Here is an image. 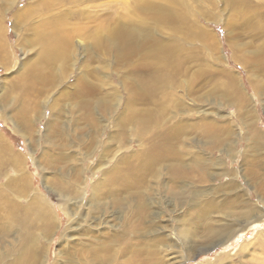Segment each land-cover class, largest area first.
<instances>
[{
    "label": "rangeland",
    "instance_id": "374dc122",
    "mask_svg": "<svg viewBox=\"0 0 264 264\" xmlns=\"http://www.w3.org/2000/svg\"><path fill=\"white\" fill-rule=\"evenodd\" d=\"M198 189L259 221L177 264H264V0H0V207L55 220L42 264L69 226L115 232L119 254L202 232ZM20 233L0 227V264Z\"/></svg>",
    "mask_w": 264,
    "mask_h": 264
},
{
    "label": "bare ground",
    "instance_id": "6f19581e",
    "mask_svg": "<svg viewBox=\"0 0 264 264\" xmlns=\"http://www.w3.org/2000/svg\"><path fill=\"white\" fill-rule=\"evenodd\" d=\"M20 186L26 189L27 181L22 179ZM202 195H204L203 189H198L195 192L194 210L191 217L193 220L192 222H195V225L196 221L198 220L203 226V230L201 229L202 232L191 227H186V225L183 227V229L180 228V230H177V233L175 234L176 237H174L173 234H170V232L169 234L164 232L165 234L163 237H160L161 235H157V237L151 235L146 241L140 242V245L135 244L136 246H134L132 249H130L131 245H129L128 248H125L126 250L122 249V253L119 254L117 251L120 250L115 251V232H109L114 234L111 237H109L107 234H103V232H96V234L86 232L81 235V233L77 231L79 229L71 230L69 226V228H66L63 233V241L65 240V243H67L70 241V238L73 240H78L80 243H83L80 244V247L81 245H84V248H77L75 245H73L74 241L71 242L72 244L69 242L68 246L65 245V243L61 244L62 246L61 248L59 247V251L56 255L57 259L53 261L52 264H177L179 261L183 260L185 256L189 257L196 253L198 249L202 248V246L228 241L236 232L238 233V231H244L249 225L251 226V224H253L251 222H255L257 220L259 221V219L256 218V212L259 210L257 204L255 205L254 203H249L247 207L242 209V211H236L233 208L235 201L229 200V211L225 212L224 210L221 212L220 207L212 200L203 202L201 200ZM42 207L44 206L41 205L40 202L36 204L32 201L29 202L26 208H22L21 206L20 208L14 207L13 210L19 216V221L17 224L11 225L9 222H5L6 217L4 218L3 216L5 213L0 207L1 231L7 232L13 230L14 233H18L21 228L20 234L23 233L22 239L24 241L23 244L25 247L22 250L23 255L19 258V262L17 264L43 263L41 252L44 251V248H41L43 245L40 244L35 238L34 233L40 231L41 233L43 232L46 235H49V233L53 232V230L56 228V225L55 220H53L51 215H47L45 213V209ZM95 219L96 218H94V220ZM95 222L96 220L94 223ZM255 223L257 224V222ZM92 229L89 230V232H92ZM43 236L46 237L44 234ZM262 241L263 240L259 242L258 240L260 244ZM72 245L74 246L73 248ZM65 247L67 248L66 251L64 250ZM242 248L244 250L245 246ZM262 250L264 251V246L262 247ZM123 257H126L127 259H121ZM226 257L227 253L220 254L216 258L215 263L220 262ZM259 257L260 256H258V258ZM261 259L263 260V258ZM261 259L259 261H261ZM253 261H255V259H253Z\"/></svg>",
    "mask_w": 264,
    "mask_h": 264
}]
</instances>
